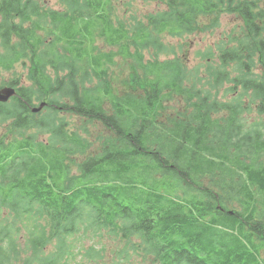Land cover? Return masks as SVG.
<instances>
[{"label": "trees", "instance_id": "obj_1", "mask_svg": "<svg viewBox=\"0 0 264 264\" xmlns=\"http://www.w3.org/2000/svg\"><path fill=\"white\" fill-rule=\"evenodd\" d=\"M59 1L60 12L0 0V72L11 75L0 89L17 92L0 103V122L15 130L0 138V264H69L80 234L98 246L79 249L92 264H264L249 210L264 206V0H154L166 10L135 28L115 18L113 0ZM221 15L241 25L208 51L205 75L237 93L231 103L201 96L162 41ZM145 50L161 55L146 61ZM179 94L190 108L172 116L166 103ZM247 114L257 119L245 130ZM77 117L96 123L91 139Z\"/></svg>", "mask_w": 264, "mask_h": 264}, {"label": "rangeland", "instance_id": "obj_2", "mask_svg": "<svg viewBox=\"0 0 264 264\" xmlns=\"http://www.w3.org/2000/svg\"><path fill=\"white\" fill-rule=\"evenodd\" d=\"M39 5L42 11L47 10H55V11H62V5H60L59 0H39ZM166 10V7L164 4H161L160 1H154V0H113L112 2V11L116 14L115 18L124 24L128 25V28L132 27L135 28L137 25V21L142 20L143 17H150L151 15H158L160 13H163ZM212 20V17L208 19L207 24H210ZM42 22H45L46 26L49 25L50 21L48 18L42 19ZM241 25V21L238 17L234 15H221L219 18L218 25L211 26L209 29L205 31H195L189 35H180L175 38L170 37L169 35L163 39L162 41L164 43L172 45L173 53H171V58H181L184 65L188 68L189 72L187 73V82L189 83H196L197 89H201L205 92V94H202L201 96L207 98L214 97V101H220V102H229L231 103L232 100L236 97L237 93H231L229 90L228 84L224 85L222 89H219V91H215L214 88L211 87V85L208 83L209 77H206L205 75V68L208 64H213L214 58H208V51L215 52L216 49L222 47L224 44L227 43L228 35L233 31L235 28ZM96 45L98 48L102 51H110L112 48H109L106 43L97 41ZM116 51L115 49H112ZM145 53V60L149 61L150 59L159 57L161 55V52L158 50L151 51L150 53H147V50L142 51ZM160 59H165L164 56H161ZM127 66H125L124 69H126ZM256 70L260 71V66L258 65L256 67ZM110 78H114L115 76V67H111L109 69ZM128 74V70H125L121 77L117 80V82L114 85V88L117 92V94H123L124 93V84L125 82V76ZM8 79L11 77L10 74L0 72V79L1 78ZM194 94V93H193ZM192 94V95H193ZM200 95V94H199ZM208 95V96H207ZM171 97H173L171 95ZM184 97V98H181ZM188 96H182L179 94V97L174 96L173 99L166 103V106L168 108H171L172 116H174L178 111L183 110L184 108H190L189 102L185 100ZM37 104V103H35ZM41 104V103H40ZM39 104V105H40ZM37 105V106H39ZM36 106V107H37ZM107 104V108H108ZM223 115V114H222ZM244 118L242 120V123L244 124L245 130H247L248 125L253 123L257 118L254 114H247L244 115ZM71 122L74 128H79L83 124L88 127L89 134H87V138L91 139L95 135V126L96 123H93L92 125L86 124L83 122L80 118H71ZM99 127V130H103L101 126L97 125ZM72 131L71 129H69ZM13 128L11 127V120L6 119L3 123L0 122V138L5 137L6 141H11V137H15L13 134ZM8 134V135H7ZM16 134V132H15ZM12 135V136H11ZM9 136V137H8ZM90 156L89 152L83 153L81 155H77L76 157V163L81 165L84 163V161ZM71 171H73V175H77L79 173L78 169L76 167H72ZM217 191H214L213 193H216ZM255 197H257L255 195ZM257 199V198H256ZM234 210H239V207L236 206L233 208ZM2 217H0V220L4 217V213H0ZM10 220L12 217H8ZM264 219V217H261ZM26 219V218H25ZM27 229L24 228V230H21L17 234V242L20 244V249L23 250L27 246L24 244L27 240ZM77 241L72 243H77L75 249L72 248V250L75 253H78L73 261L69 264H92L93 262L97 260H88L84 258L83 254L79 252V249L81 247H84L86 249H89L90 247L97 248V244L95 240L92 238H89V235H79V238H76ZM48 249H52L51 247H48ZM26 253L30 254L31 250L27 249ZM21 257H24V253L21 251L20 253ZM261 257L264 258V253L261 251ZM17 264H20L18 262ZM95 264H98L97 262Z\"/></svg>", "mask_w": 264, "mask_h": 264}, {"label": "flooded vegetation", "instance_id": "obj_3", "mask_svg": "<svg viewBox=\"0 0 264 264\" xmlns=\"http://www.w3.org/2000/svg\"><path fill=\"white\" fill-rule=\"evenodd\" d=\"M249 210H251L252 212L256 213L255 217L253 221L257 223V225H251V227L255 230H264V219L261 217H264V207H259L257 208L256 211H254L253 206L249 207ZM246 215L251 216V214L247 213ZM246 215L244 217H246Z\"/></svg>", "mask_w": 264, "mask_h": 264}, {"label": "water", "instance_id": "obj_4", "mask_svg": "<svg viewBox=\"0 0 264 264\" xmlns=\"http://www.w3.org/2000/svg\"><path fill=\"white\" fill-rule=\"evenodd\" d=\"M15 94L13 89H4L0 91V102H6L10 97ZM44 104H41L38 109H33L34 113L39 112L43 108Z\"/></svg>", "mask_w": 264, "mask_h": 264}]
</instances>
